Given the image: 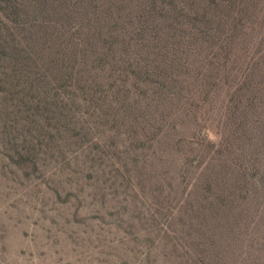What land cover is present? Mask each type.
<instances>
[{
  "label": "rangeland",
  "instance_id": "374dc122",
  "mask_svg": "<svg viewBox=\"0 0 264 264\" xmlns=\"http://www.w3.org/2000/svg\"><path fill=\"white\" fill-rule=\"evenodd\" d=\"M255 10L253 44L242 52L245 79L249 58L261 63L264 52V0ZM109 74L116 75L98 67L94 82L59 87L64 101L54 98L47 118L30 119L42 127L16 131V152L0 146V264H264V187L243 181L233 215L201 219L196 209L208 204L199 202L200 196L211 200L214 188L204 187L201 195L199 171L215 147L192 154L185 168L177 152L159 160L167 148L155 154L154 139L163 124L141 134L144 116L129 114L125 106L128 113L123 112L117 102L122 95L112 92ZM254 77L255 82L259 77ZM244 87L246 97L252 86ZM215 89L218 100L193 106L197 123L210 127L217 135L210 133L212 139L227 135L221 158L249 167L250 178L260 179L263 118L250 132L247 113L233 133L232 120L222 115L225 92ZM204 103L209 108L203 112ZM179 107L166 115L172 135L186 134L192 120L190 114L168 117ZM258 159L260 166L253 167ZM213 226L224 234L222 245L211 237Z\"/></svg>",
  "mask_w": 264,
  "mask_h": 264
},
{
  "label": "trees",
  "instance_id": "16d2710c",
  "mask_svg": "<svg viewBox=\"0 0 264 264\" xmlns=\"http://www.w3.org/2000/svg\"><path fill=\"white\" fill-rule=\"evenodd\" d=\"M256 2L259 0H0V146L16 152V131L42 127L30 124V119L47 118L54 98L64 101L58 88L69 82L73 86L71 81L94 82L92 77L100 67L116 74L106 77L112 78V92L122 95L117 100L120 107L144 116L141 134L163 124L154 139L155 154L161 146L167 148L160 152L159 160L177 152L179 164L185 168L192 154L208 153L215 147L199 171L204 184L201 195L204 187L206 191L214 188V194L211 200L200 196L199 202L208 205L197 208L196 213L205 221L233 215L237 193L244 191L241 183L250 180L263 190L260 179L264 173L260 179H252L246 172L249 167L226 163L219 150L226 146L227 135L212 139L210 127L201 129L197 123L193 106L200 100H218L215 87H221L225 92L222 100L227 98L222 115L232 120L233 133L247 113L252 121L246 127L250 132L260 126L256 125L258 118L264 122V52L261 63L249 58L246 79L242 69V52L253 44L250 17L256 15ZM116 66L117 73L113 71ZM254 76L259 77L255 82ZM245 84L252 86L246 97L241 95ZM190 85L196 86L192 92ZM185 90L188 93L182 95ZM177 104L180 112L168 117L190 114L192 120H184L189 121L186 134L172 135L164 124ZM125 107L123 112L128 113ZM199 108L206 111L208 103ZM260 162L258 159L253 167ZM211 229V237L220 240L216 245H222V230ZM210 251L216 257L217 252Z\"/></svg>",
  "mask_w": 264,
  "mask_h": 264
}]
</instances>
